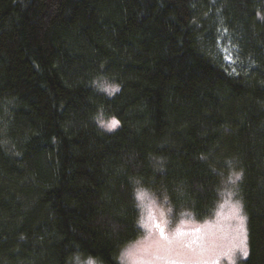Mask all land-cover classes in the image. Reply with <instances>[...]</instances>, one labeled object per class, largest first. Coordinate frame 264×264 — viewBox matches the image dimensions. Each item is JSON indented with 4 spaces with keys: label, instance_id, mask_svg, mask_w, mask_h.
I'll return each instance as SVG.
<instances>
[{
    "label": "trees",
    "instance_id": "1",
    "mask_svg": "<svg viewBox=\"0 0 264 264\" xmlns=\"http://www.w3.org/2000/svg\"><path fill=\"white\" fill-rule=\"evenodd\" d=\"M229 184L264 264V0H0V264H121L139 188L173 223Z\"/></svg>",
    "mask_w": 264,
    "mask_h": 264
},
{
    "label": "rangeland",
    "instance_id": "2",
    "mask_svg": "<svg viewBox=\"0 0 264 264\" xmlns=\"http://www.w3.org/2000/svg\"><path fill=\"white\" fill-rule=\"evenodd\" d=\"M224 49L228 63L235 65L237 61L234 48L228 42ZM223 192V200L213 217L197 221L184 216L172 223L157 205L153 193L146 188H139L136 196L141 209L140 226L144 230V236L122 250L120 263L242 264L248 257H243L239 250H230L241 227L239 216L244 217L243 227L247 233L249 249L247 214L234 184L225 185ZM155 224H160L163 228V236ZM89 261L90 259L85 260L83 264H89Z\"/></svg>",
    "mask_w": 264,
    "mask_h": 264
},
{
    "label": "snow or ice",
    "instance_id": "3",
    "mask_svg": "<svg viewBox=\"0 0 264 264\" xmlns=\"http://www.w3.org/2000/svg\"><path fill=\"white\" fill-rule=\"evenodd\" d=\"M225 32L227 31L226 29L224 30ZM119 125V121L116 119H112L107 125L106 127H108L109 129H113L115 127H117ZM236 179H240L241 174L240 173H236L235 174ZM141 198H143V194L140 193L139 194ZM237 211L239 212V206L237 207ZM240 219V223H241V227L238 231V237L234 239L233 245H232V249L230 251H235V250H239L240 253L242 254L243 257H248L249 256V249L247 246V233L245 228L243 227V223H244V217L243 216H239L238 217ZM155 227L157 229H159L160 234L163 236L164 235V230L163 228L160 226V224H155ZM89 264H94L93 261H89Z\"/></svg>",
    "mask_w": 264,
    "mask_h": 264
}]
</instances>
